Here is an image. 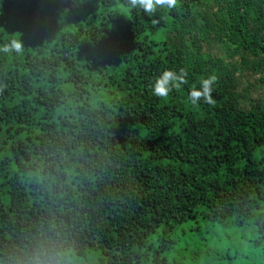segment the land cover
Returning a JSON list of instances; mask_svg holds the SVG:
<instances>
[{
  "label": "trees",
  "instance_id": "trees-1",
  "mask_svg": "<svg viewBox=\"0 0 264 264\" xmlns=\"http://www.w3.org/2000/svg\"><path fill=\"white\" fill-rule=\"evenodd\" d=\"M12 40L0 264L37 242L70 264H264V111L243 106L236 74L264 84V0H178L154 16L127 0H0V45ZM165 70L187 83L160 98ZM211 74L214 103L193 104Z\"/></svg>",
  "mask_w": 264,
  "mask_h": 264
},
{
  "label": "clouds",
  "instance_id": "clouds-1",
  "mask_svg": "<svg viewBox=\"0 0 264 264\" xmlns=\"http://www.w3.org/2000/svg\"><path fill=\"white\" fill-rule=\"evenodd\" d=\"M131 8H140L150 16H154L158 8L173 9L177 6L178 0H127ZM23 51V44L20 40H12L8 43L0 45V52L17 54ZM187 73L183 70L179 74L172 70H165L156 78L152 87L154 95L160 98L167 97L174 88L186 84ZM218 77L215 74L209 75L201 81L199 90L193 89L189 92V100L195 104L203 99L208 104H213L212 97L213 86L217 83ZM23 259L17 260L16 264H70L68 252L55 242L47 244L45 242H37L30 251L22 253Z\"/></svg>",
  "mask_w": 264,
  "mask_h": 264
},
{
  "label": "rangeland",
  "instance_id": "rangeland-1",
  "mask_svg": "<svg viewBox=\"0 0 264 264\" xmlns=\"http://www.w3.org/2000/svg\"><path fill=\"white\" fill-rule=\"evenodd\" d=\"M207 48H204V50ZM212 55L216 57L224 54V51L219 48H210ZM236 74L239 75V83H238V90L240 91L243 101L242 104L244 107H249L250 103L259 104L261 106V110L264 111V84L262 85H255L257 74H253L248 70L245 69H237ZM255 85V86H254ZM249 89V90H248ZM248 92L246 93V91Z\"/></svg>",
  "mask_w": 264,
  "mask_h": 264
}]
</instances>
